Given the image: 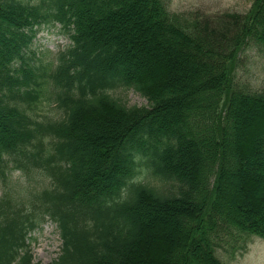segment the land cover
<instances>
[{
    "label": "trees",
    "instance_id": "trees-1",
    "mask_svg": "<svg viewBox=\"0 0 264 264\" xmlns=\"http://www.w3.org/2000/svg\"><path fill=\"white\" fill-rule=\"evenodd\" d=\"M167 6L0 0V264H34L47 220L51 264H224L217 248L264 239V90L234 80L243 49L264 55V0L206 18ZM42 25L66 48L38 51Z\"/></svg>",
    "mask_w": 264,
    "mask_h": 264
},
{
    "label": "rangeland",
    "instance_id": "rangeland-1",
    "mask_svg": "<svg viewBox=\"0 0 264 264\" xmlns=\"http://www.w3.org/2000/svg\"><path fill=\"white\" fill-rule=\"evenodd\" d=\"M253 0H166L167 7L171 12H178L190 16L207 17L224 12L244 13L249 10ZM199 14V15H198ZM192 18V17H191ZM59 27L44 25L35 27V38L33 40L34 46L38 51L49 50L55 53L66 48L69 40L66 36L60 33ZM234 80L239 84H247L248 89L264 90V55L257 53L251 46L243 49L239 56L237 67L234 73ZM180 93L179 88L176 90ZM177 93V94H178ZM126 106L143 107L148 106V102L137 92L128 90L126 92H119L117 94ZM12 180L24 181L17 171L12 172ZM226 185V194H230L234 200L238 198L247 197V192L241 190L238 185L232 180H228ZM23 183V182H22ZM162 219H157V225H166ZM167 230L174 232L171 225H167ZM55 225L50 221L41 224L40 227L30 234L29 253L32 256L34 264H51L56 259L61 245L56 232ZM162 230V229H161ZM164 230L161 231V235ZM160 235V233H159ZM160 235V236H161ZM159 237V236H157ZM156 242V241H155ZM158 248V250H156ZM162 253L164 248L156 246L151 248V252ZM216 255L224 264H264V239L253 238L246 244V249L236 252L233 257L231 251L225 252V247L217 248ZM172 263V262H171ZM170 263V264H171Z\"/></svg>",
    "mask_w": 264,
    "mask_h": 264
}]
</instances>
